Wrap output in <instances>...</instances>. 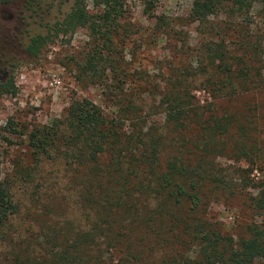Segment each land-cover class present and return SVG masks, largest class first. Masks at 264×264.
I'll list each match as a JSON object with an SVG mask.
<instances>
[{
  "label": "rangeland",
  "instance_id": "rangeland-1",
  "mask_svg": "<svg viewBox=\"0 0 264 264\" xmlns=\"http://www.w3.org/2000/svg\"><path fill=\"white\" fill-rule=\"evenodd\" d=\"M194 1L159 0L150 14L142 0H126L111 53L123 92L141 95L143 130L149 128L162 137L158 162L163 170L173 157L190 160L191 152L200 154L199 147L212 144L213 137L202 131L209 115L232 116L227 133L215 137L217 150L205 165L226 181L228 189L217 194L213 186H203L202 212L218 231L238 240L249 236V228L264 229V212L254 210L248 200L264 188V9L254 3L246 12L231 15L224 8L194 20L190 17ZM69 10L70 3L64 0L33 4L30 0H0V82L12 74L17 88L15 96L0 100L1 180L17 207L8 229L9 251L21 234L35 240L32 236L45 223L82 224L77 204L82 172L66 166L52 151V158L38 154L28 142L29 133L63 121L75 100L88 99L110 117L117 110V101L102 86L111 81L112 74L105 71L101 83L80 72L85 55L99 43L87 29L52 34L37 56L26 51L32 37L47 35V27L61 21ZM217 48L226 53L233 69L242 67L238 62L245 56L250 61L248 81L240 86L234 80L224 89L230 97L214 96L218 86L211 88L206 83L212 75L224 78L214 58ZM170 86L189 93L203 113L200 122L179 131L166 123L159 99ZM8 121L15 131L5 130ZM129 126L127 121L121 124L128 131ZM178 249L182 253L195 250L192 244ZM160 252L151 253L143 264H160ZM6 254L1 245L0 264H10ZM254 264H264V259Z\"/></svg>",
  "mask_w": 264,
  "mask_h": 264
},
{
  "label": "trees",
  "instance_id": "trees-1",
  "mask_svg": "<svg viewBox=\"0 0 264 264\" xmlns=\"http://www.w3.org/2000/svg\"><path fill=\"white\" fill-rule=\"evenodd\" d=\"M36 1L30 0L32 4ZM64 2L70 3L69 12L61 21L47 27V35L32 37L26 51L37 56L52 34H73L79 28L87 29L99 43L85 55L80 72L101 83L105 71L112 74L111 81L102 86L117 101V110L110 117L88 99L75 100L63 121L53 122L49 128L35 129L28 135L30 146L38 154L52 158L54 153L66 166L82 172L77 202L81 225L45 223L32 236L35 240L21 234L13 244L18 249L6 250L10 242L8 229L17 207L1 180L0 170V246L7 251L6 259L10 264H143L158 250L163 251L159 253L160 264H254L257 259H264V229L249 228L247 238L234 240L203 218L206 199L203 186H213L217 194L228 189L226 181L205 165H208L206 158L217 150L215 137L227 133L232 116L209 115L202 131L213 137L212 144L197 148L200 154L196 150L191 152L190 160L173 157L163 170L158 162L162 137L149 128L143 130L141 95L123 92L122 77L111 53L126 0ZM142 2L150 14L159 4V0ZM254 3L264 9V0H195L190 17L203 20L224 8L231 15L246 12ZM213 51L224 78L219 80L212 75L206 83L211 88L218 86L214 96L230 97L224 89L231 87L234 80L240 86L248 81L250 61L243 57L238 62L242 67L236 70L227 63L225 52L219 48ZM16 94L14 77L10 74L0 82V100L5 95ZM192 100L184 89L166 87L159 99L166 123L179 131L188 124L200 122L203 113ZM126 121L130 131L121 127ZM9 129L16 130L11 121L5 128ZM248 200L254 210L264 212V188ZM189 244L194 246V251H179L178 246L183 248Z\"/></svg>",
  "mask_w": 264,
  "mask_h": 264
}]
</instances>
